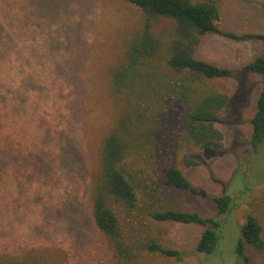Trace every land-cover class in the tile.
Listing matches in <instances>:
<instances>
[{"label":"rangeland","instance_id":"obj_1","mask_svg":"<svg viewBox=\"0 0 264 264\" xmlns=\"http://www.w3.org/2000/svg\"><path fill=\"white\" fill-rule=\"evenodd\" d=\"M53 1L41 13L27 8L23 35L0 49V262L244 264L236 247L250 216L259 220L264 239V141L257 148L252 141L264 76L242 68L264 55V44L224 33H262L264 0H220L222 33L203 36L197 51V58L233 71L217 82L231 98L218 124L224 147L201 154L202 162L185 170L191 192L159 186L152 197L139 194L136 210H123L132 240L156 238L184 257L140 249L129 262L116 258L94 225L91 198L103 141L124 109L111 70L141 31L143 13L126 0ZM224 196L233 203L220 215L216 198ZM158 205L222 221L217 252L196 253L199 226L153 221L149 207ZM253 264H264V255L256 254Z\"/></svg>","mask_w":264,"mask_h":264},{"label":"trees","instance_id":"obj_2","mask_svg":"<svg viewBox=\"0 0 264 264\" xmlns=\"http://www.w3.org/2000/svg\"><path fill=\"white\" fill-rule=\"evenodd\" d=\"M126 1L142 11L143 23L128 43L124 59L111 70L112 88L122 98L124 109L103 141L91 216L120 261H132L140 249L182 260V251L166 247L156 238L137 243L127 236L123 210H136L139 194L152 197L159 186L191 192L185 170L198 166L201 154L224 147L218 124L230 112L231 98L217 82L231 78L233 71L197 58L203 36L222 33L220 0ZM47 6L53 7L54 1L0 0V49L16 44L23 35L27 8L41 13ZM224 35L264 44V31ZM242 70L264 76V55L245 64ZM252 124L253 147L257 148L264 141V80ZM216 202L220 215L227 213L233 203L229 196L216 198ZM149 208L151 219L157 223L202 228L195 244L197 254L217 252L223 238L222 221L172 207ZM240 231L236 254L244 264H253L256 254L264 255L263 227L250 216ZM0 264L26 263L9 258Z\"/></svg>","mask_w":264,"mask_h":264}]
</instances>
